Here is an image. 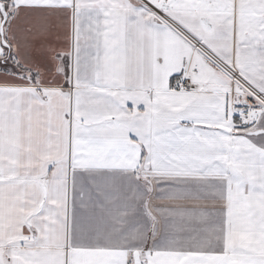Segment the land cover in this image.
Here are the masks:
<instances>
[{
  "label": "snow or ice",
  "instance_id": "6c2138e0",
  "mask_svg": "<svg viewBox=\"0 0 264 264\" xmlns=\"http://www.w3.org/2000/svg\"><path fill=\"white\" fill-rule=\"evenodd\" d=\"M0 264H264V0H0Z\"/></svg>",
  "mask_w": 264,
  "mask_h": 264
}]
</instances>
